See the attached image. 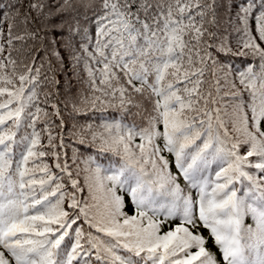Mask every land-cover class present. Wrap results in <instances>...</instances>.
<instances>
[{"label":"snow or ice","instance_id":"1","mask_svg":"<svg viewBox=\"0 0 264 264\" xmlns=\"http://www.w3.org/2000/svg\"><path fill=\"white\" fill-rule=\"evenodd\" d=\"M219 7L0 0V264H264V0L235 51Z\"/></svg>","mask_w":264,"mask_h":264},{"label":"trees","instance_id":"2","mask_svg":"<svg viewBox=\"0 0 264 264\" xmlns=\"http://www.w3.org/2000/svg\"><path fill=\"white\" fill-rule=\"evenodd\" d=\"M9 0H3V3L7 4ZM220 7H219V16L221 19V26L222 29H227L226 31H222V35L229 36V39L233 43V50H237L235 45L236 41L239 39L237 34L233 31L231 27H228L226 24V18L228 16L235 17L236 11L238 10L235 5L239 4L242 2V0H218ZM259 0H257V3ZM254 26V22H253ZM230 34V35H229ZM236 66H240L241 61L239 59H236L235 61ZM61 67V71L57 76V79L59 80V86L58 90L62 93L61 98H64V95H70L72 97H77L81 94H86L87 91V85L85 83L87 77L86 74L81 71L79 68H75L72 64L68 63V58L65 56V63L63 66H58ZM56 88H50V87H44L41 90V96H43L44 92H50V91H56ZM225 91H228V89H225ZM71 107V106H70ZM51 111V109H49ZM135 111V109H133ZM72 123H77L76 121H69V124L71 125ZM79 123H85V121L81 120ZM76 145H72L69 143V148L67 149L68 156L72 157L73 155V148H75ZM80 151H83V149H80ZM130 208V206H129ZM247 223H251V220L248 219L246 221ZM178 223V221H177ZM204 235L207 236L208 233L205 231ZM207 247L214 253L219 256V251L213 244L212 240H208Z\"/></svg>","mask_w":264,"mask_h":264}]
</instances>
